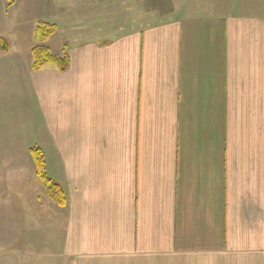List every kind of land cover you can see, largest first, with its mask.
Masks as SVG:
<instances>
[{
    "label": "crops",
    "instance_id": "obj_1",
    "mask_svg": "<svg viewBox=\"0 0 264 264\" xmlns=\"http://www.w3.org/2000/svg\"><path fill=\"white\" fill-rule=\"evenodd\" d=\"M204 1L148 14L65 2L39 41L64 71L33 70L35 44L6 16L0 264L264 257V0Z\"/></svg>",
    "mask_w": 264,
    "mask_h": 264
},
{
    "label": "rangeland",
    "instance_id": "obj_2",
    "mask_svg": "<svg viewBox=\"0 0 264 264\" xmlns=\"http://www.w3.org/2000/svg\"><path fill=\"white\" fill-rule=\"evenodd\" d=\"M73 0H0V33H4V24L7 17H12V29L9 32L13 35H18L21 47L29 48L30 45H37L39 41L35 39V31L36 24L39 22H50L52 17L58 16L62 7H65V2L69 3ZM82 1V0H80ZM86 1V0H85ZM108 2L107 9L109 13H114L115 10L117 12V7L122 5L120 1L124 0H106ZM117 1L116 5H111ZM140 2L139 9L142 14H148L152 12H162L166 13L169 11L173 12L177 5L184 4V2L188 3L192 1V3L197 2H205L204 0H135ZM4 2L6 4V9L4 10ZM60 3L61 6L58 5ZM125 4H128L129 10L132 8V0H125ZM83 6V5H82ZM68 9V8H64ZM129 10H125L127 13ZM77 11H80L82 14L85 9L79 8ZM78 14V15H82ZM37 21H39L37 23ZM8 24V23H7ZM53 25L54 31H56V26L52 23H48ZM35 26V28H34ZM21 32V33H20ZM13 39V37L11 38ZM43 43V42H41ZM8 46V43H7ZM2 50V49H0ZM25 52L26 49L22 48ZM32 57V56H31ZM32 68V67H31ZM252 264H264V257L262 256H254Z\"/></svg>",
    "mask_w": 264,
    "mask_h": 264
},
{
    "label": "trees",
    "instance_id": "obj_3",
    "mask_svg": "<svg viewBox=\"0 0 264 264\" xmlns=\"http://www.w3.org/2000/svg\"><path fill=\"white\" fill-rule=\"evenodd\" d=\"M54 32V27L51 24H48L46 22H39L35 29V38L43 42L46 39H48ZM7 42L5 39L0 38V49L2 51L7 50ZM31 56H32V63L31 67L33 70L40 69L44 64L50 63L54 64L58 70L64 71L68 67V57L66 55L59 57L53 55L49 48L46 45L43 44H37L32 47L31 49ZM32 156L34 158V161L36 163V170L37 175L41 177L45 183L48 186V190L52 197L57 200L58 204H63V194L61 189L54 183H52L50 180H48L44 173H43V166L41 162V156L38 154L36 148H32L31 150Z\"/></svg>",
    "mask_w": 264,
    "mask_h": 264
}]
</instances>
